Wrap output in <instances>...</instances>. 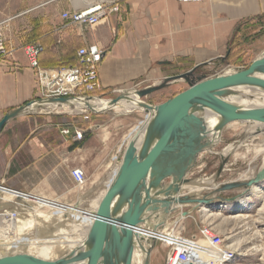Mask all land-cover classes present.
Listing matches in <instances>:
<instances>
[{"label": "crops", "instance_id": "crops-1", "mask_svg": "<svg viewBox=\"0 0 264 264\" xmlns=\"http://www.w3.org/2000/svg\"><path fill=\"white\" fill-rule=\"evenodd\" d=\"M74 6L76 9L52 6L39 13L23 32V39L10 45L13 53L0 59V120L20 106L41 100L45 77L51 78L61 67L76 65L77 50L91 44L103 50L99 66L101 93L130 90L145 78L155 84L165 70L211 68L227 56L230 66H237L250 54L252 63L264 52V39L251 38V30L264 21V0H123L117 3V12L92 27L69 25L62 20L63 12L82 10ZM28 44L42 47L37 68L31 67L21 49ZM58 116L22 114L1 130L0 208L17 204L25 213L33 214L6 211L0 218L26 221L60 216L56 215L57 200L49 197L59 192L63 196L72 189L67 185L59 189L63 186L57 178L58 170L70 172L75 159L86 162L92 150L75 147L79 142L73 141L72 134H61L75 121ZM102 137L105 139L104 134ZM105 168L106 164L101 165L98 171ZM22 203L31 204V208Z\"/></svg>", "mask_w": 264, "mask_h": 264}, {"label": "rangeland", "instance_id": "rangeland-1", "mask_svg": "<svg viewBox=\"0 0 264 264\" xmlns=\"http://www.w3.org/2000/svg\"><path fill=\"white\" fill-rule=\"evenodd\" d=\"M49 1L53 0H0V26L3 28L4 37L9 46L11 44L14 46L16 42L23 39V32L32 26L34 18L52 6L54 8L57 6L59 9L61 6L66 5L69 8L76 9L74 6L76 4L80 9H87L95 4H117L123 0H54L53 3L43 8H37ZM256 25L251 30V38L253 39L252 41H261L264 39V21H260ZM252 51L249 50L248 52ZM251 56L250 54L247 58H241L240 60L243 59V61L237 66H230L229 56H227L216 62L211 68H199L196 74L214 78L222 75L227 67L246 69L251 64ZM184 73L186 72L165 70L162 78L158 79L162 82L166 77H174ZM152 84L153 80L145 78L136 82L132 89L142 90ZM187 89L188 84L184 81L183 84L168 85L164 89L144 97L142 100L148 105L157 106ZM126 93L127 91L120 93L113 91L108 93L100 92L96 95L104 99H117ZM136 112L128 115H119L114 113V111L90 114L86 122L82 121L81 117L78 116H58L74 120L76 126L85 131L84 139L76 144L75 147H90L92 153L90 158L84 163L75 159L74 168L84 170L87 181L85 187L80 188L70 176L69 171L58 170L57 178L59 183L62 186L67 185V189L72 190L63 196L59 192L57 196L49 197L56 199L58 202L56 215L70 214V206L75 207L85 197L90 198L92 203L90 207L84 206L79 213V216L83 217L78 218L76 221L86 220V215L90 212L97 214L107 188L91 187L92 179L90 178L98 177V170L101 165L106 164V168H109L107 172H110L121 161L125 146L134 133L133 127L146 115L144 111ZM103 134L107 135V138L104 139L102 137ZM243 138H245V133L242 131L234 136H229L228 132L225 131V134L221 135L220 141L212 148L218 153L199 158V162L197 161L196 166L191 169V179L205 180L214 177L220 183L228 180L233 181L243 172L250 175L253 171H257L263 164V154L256 155L255 153V148L261 145V137L247 140L245 142L246 148L243 146L238 150V157H234L235 152H231L224 164V166H227V170L225 172L222 171L219 177H215L221 163L219 153L222 150L229 149L231 144H234L235 147ZM94 142L96 144L93 145ZM200 166L202 167L199 168ZM107 172L102 173L100 178H104ZM260 181L258 184L253 185L256 188L255 190H249L248 192L245 190L241 192L237 190L222 192L219 198L221 201L218 200V202L209 205L205 204L203 208L207 209L208 213L203 212V208L198 207L192 215L184 211L179 213L172 212L164 215L157 222L155 221L156 227L149 229L145 239L148 240L149 234L153 233L151 235V244L147 249L148 251L153 246L149 254V264H194L190 256V262H188L183 260L180 254L183 250H186L189 255V248L200 240L210 241L212 245L211 238L213 235L220 241L219 245H212L217 253L220 254L219 256H221L219 264H264V180ZM59 189L64 190L65 187H59ZM98 190L100 193L95 195ZM21 205L31 208V204L22 203ZM6 211H21L25 213L24 208L17 204H5L4 208H0V215ZM25 214L32 215L33 213L26 212ZM0 223H4L3 218H0ZM201 231L204 232L205 237L202 236ZM28 239L33 240L34 236H28ZM227 253H230L232 257L227 256ZM145 257L146 255L143 261H145Z\"/></svg>", "mask_w": 264, "mask_h": 264}, {"label": "water", "instance_id": "water-1", "mask_svg": "<svg viewBox=\"0 0 264 264\" xmlns=\"http://www.w3.org/2000/svg\"><path fill=\"white\" fill-rule=\"evenodd\" d=\"M199 68L200 66H196L184 74L166 77L160 84L148 86L136 93L139 98H144L164 89L171 81L177 79H183L188 84L187 90L162 104L140 105L146 111L154 112L153 120L139 147L137 136L128 143L114 180L99 205L97 222L85 241L86 248L83 251L72 253L55 263H43L19 254L0 258V264H77L79 259L87 261V264H132L133 250L137 243V229L147 218L146 213L150 208L163 203L156 198L162 193V180L172 176L176 179L175 183H181L186 170L192 165L193 157L203 149V146L194 148L192 144L187 143L197 137L201 126V121L196 115L198 109L205 107L224 119L235 116L239 119L264 123V109H237L216 98L223 95L227 89L238 86L249 85L264 90V80L256 78L258 70L264 69V56L255 59L248 68L238 69L235 73L226 76L220 75L214 78L199 76L196 74ZM118 99L121 97L113 99V103ZM33 103L63 104L67 103V99L50 98L20 106L2 117L0 132L8 121L24 114L27 107ZM89 110L94 113L93 110ZM224 164L225 162H221L215 177H219ZM263 176L264 170L254 180L245 184L232 183L222 186L221 192L238 189L241 185L248 192L253 185L261 182ZM152 190L156 192L155 196H152ZM157 190L161 191L157 192ZM176 202L179 204L196 202L206 205L211 203L187 198ZM151 248L145 254L144 264H149Z\"/></svg>", "mask_w": 264, "mask_h": 264}, {"label": "bare ground", "instance_id": "bare-ground-1", "mask_svg": "<svg viewBox=\"0 0 264 264\" xmlns=\"http://www.w3.org/2000/svg\"><path fill=\"white\" fill-rule=\"evenodd\" d=\"M262 56H264V52L259 55V58ZM237 70L238 69L234 67H227L225 68L222 76L230 75L235 73ZM256 78L264 80V69L258 70ZM156 81L158 82L151 86L161 83V80ZM176 82L183 84L184 80L177 79L171 81L169 85ZM138 91L139 90L136 89H128L127 93L120 96L121 99H118L114 103L113 99L104 98H95L88 101H71L70 103H63L60 105L56 103H45L43 105L33 103L27 107L25 113L59 115L64 113H81L91 109L95 114L114 111V113L119 115H128L132 112L137 111L136 113H140L144 111V114L146 115L143 116V119L140 120L139 124L133 127L134 133L130 138L131 141L135 136H137V145L139 147L145 138L146 131L151 121L153 120L154 112L146 111L140 106L145 102L142 100L143 98H139L137 96L136 93ZM216 98L237 109H264V90L254 86L246 85L227 89L223 95L216 96ZM196 115L201 121V126L198 129L197 137L193 141L187 143L192 144L194 148L197 146H203V149L195 157H193L192 165L186 170L181 183H175L176 179L172 176H168L162 180L161 186L163 190H160L162 193L156 198L163 203L152 206L149 212L146 213L147 218L137 229V243L133 250L132 264H144L143 260L145 252L151 244V235L153 233L149 234L148 240H145L146 235L151 227H153V229L156 227L155 221L157 222L161 217L172 212L179 213L184 211L185 213L192 215L194 210L198 207H205L204 203L199 204L196 202H190L179 204L176 200L179 201L187 198L192 201H209L211 202L210 204L216 203L222 193V186L232 183L245 184L254 180L258 174L264 170L263 122L239 119L235 116L224 119V117L218 114L211 113L205 107L199 108ZM225 131L228 132L229 136H234L242 131L245 133V138L239 142L237 141L238 144L235 147L234 144H231L229 145V149L222 150L219 153L221 162H225L231 152H235L234 157H238V150L243 146L245 147V142L247 140L254 139L255 137H261V145L258 148H255V153L256 155L260 153L263 154V164L261 163L262 165L257 171H253L252 173L250 172V175L245 172L240 173L237 179L233 181L228 180L218 183L214 177L205 180L198 178L191 179V169L196 166V162L199 158L206 157L213 153H218L212 148L218 141H220L221 135L225 134ZM104 137L107 138V135L104 134ZM120 164L121 161L118 165H116V168L114 167L110 172H107L109 168H105L99 171L98 177L90 178L92 179L91 187L108 188L113 182ZM201 167L202 166L199 168ZM226 170L227 166L225 165L223 171L225 172ZM104 172L107 173L104 178L101 179L100 176ZM260 180L263 181L264 176ZM86 185L87 181L85 176L84 182L79 185V187L82 188ZM255 189L256 188L254 186L250 188V190ZM235 190L241 192L245 190V187L241 185L240 188ZM158 191L159 190H157V192ZM98 193H100L99 190L95 193V195ZM155 193L156 192L152 190V196H155ZM91 203V199L85 197L80 203L78 202L75 207H70V214H62L57 216V218L38 216L33 220L26 221L20 220L17 217L3 219L4 223H0V258L22 254L39 262L55 263L59 260L67 258L72 253L77 254L80 250L83 251V249L86 248L85 241L96 224L97 217L95 213L90 212L86 215V220H76L83 217L79 216V213L84 206L90 207ZM203 212L208 213L209 211L203 208ZM31 235L34 236L33 240L28 239V236ZM189 249V256L194 264H219L221 256H219L220 254L217 253L210 241L200 240ZM77 264H87V261L79 259Z\"/></svg>", "mask_w": 264, "mask_h": 264}, {"label": "built area", "instance_id": "built-area-1", "mask_svg": "<svg viewBox=\"0 0 264 264\" xmlns=\"http://www.w3.org/2000/svg\"><path fill=\"white\" fill-rule=\"evenodd\" d=\"M180 2H206L208 0H178ZM118 11L116 3L102 5L95 4L90 8L82 10H74L73 12H63L61 18L69 25H86L89 27L95 26L102 19L111 13ZM24 54L28 58L31 67L37 68V56L42 52V47L37 44H28L21 47ZM13 49L5 40L3 28L0 26V59L6 58L13 53ZM103 60V50L95 45L81 47L76 52V65L66 66L57 69L54 75L49 78L45 77L44 89L45 94L42 101L50 98H65L67 103L71 101H88L99 98L98 94L101 90L99 81V66ZM43 103V102H42ZM58 104V103H56ZM60 105V104H59ZM94 114L90 110L78 114L64 113L59 115H67L69 117L78 116L82 121H87L89 115ZM57 115V114H47ZM85 131L76 126V122L68 128H64L61 134L69 136L72 134L74 142L83 140ZM70 175L77 185H81L85 180L84 172L81 169L74 168L70 171ZM208 231V230H207ZM205 237L204 232L201 231ZM212 245L220 243L219 239L214 235L211 238ZM225 253V252H223ZM230 258V253H227ZM183 260L190 262L189 255L186 250L180 254Z\"/></svg>", "mask_w": 264, "mask_h": 264}]
</instances>
